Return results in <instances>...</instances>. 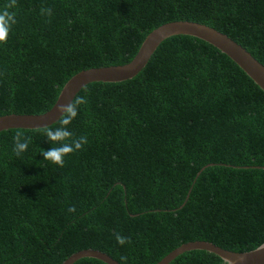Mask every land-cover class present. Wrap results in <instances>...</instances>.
<instances>
[{
  "label": "trees",
  "instance_id": "trees-1",
  "mask_svg": "<svg viewBox=\"0 0 264 264\" xmlns=\"http://www.w3.org/2000/svg\"><path fill=\"white\" fill-rule=\"evenodd\" d=\"M11 11L0 117L49 112L75 75L127 65L171 22L210 26L264 65V0H16ZM77 96L87 104L70 130L88 143L63 167L44 160L53 145L34 130L0 132V264H64L88 249L158 264L189 242L236 253L264 244V92L228 56L173 36L135 78ZM17 131L32 138L20 156ZM170 264L226 263L191 251Z\"/></svg>",
  "mask_w": 264,
  "mask_h": 264
},
{
  "label": "water",
  "instance_id": "water-1",
  "mask_svg": "<svg viewBox=\"0 0 264 264\" xmlns=\"http://www.w3.org/2000/svg\"><path fill=\"white\" fill-rule=\"evenodd\" d=\"M180 35L198 38L220 50L264 92V65L243 46L210 26L189 21L171 22L150 33L137 55L127 65L95 68L75 75L63 87L56 104L49 112L43 115L0 117V132L15 129L33 130L38 126H52L61 116L58 111L59 106L74 100L84 87L92 83H120L135 78L146 68L154 53L165 40ZM210 166L213 165H208L203 170ZM257 249L246 253H236L210 242L195 241L183 244L158 264H170L179 256L191 251H206L215 254L226 264H264V249L260 251ZM85 258H93L106 264H121L108 254L94 249L75 253L64 264H74Z\"/></svg>",
  "mask_w": 264,
  "mask_h": 264
},
{
  "label": "clouds",
  "instance_id": "clouds-1",
  "mask_svg": "<svg viewBox=\"0 0 264 264\" xmlns=\"http://www.w3.org/2000/svg\"><path fill=\"white\" fill-rule=\"evenodd\" d=\"M16 0H9V3L3 10H0V42H6L7 37L12 27L17 23L16 14L11 9L15 8ZM41 15H52L51 8H41ZM87 99L84 96H76L74 100L67 104H61L58 111L61 113L59 120L53 126H38L33 130L46 137L53 147L49 150L41 149L40 154L43 155L45 161H50L53 164L64 166V158L76 151L83 149L88 143L86 135L76 136L70 130L72 121L78 116L81 105H86ZM13 152L20 156L28 150L29 144L32 142L31 136L24 132L17 131L13 136ZM69 212L76 211L75 206L68 208ZM116 242L123 246L131 243V238L115 233ZM264 249V244L259 245L257 251ZM121 264H127V257H121Z\"/></svg>",
  "mask_w": 264,
  "mask_h": 264
}]
</instances>
